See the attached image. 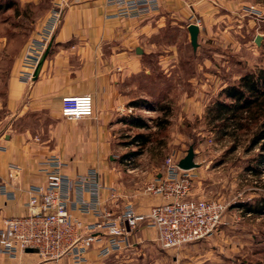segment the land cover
<instances>
[{"label": "rangeland", "instance_id": "obj_1", "mask_svg": "<svg viewBox=\"0 0 264 264\" xmlns=\"http://www.w3.org/2000/svg\"><path fill=\"white\" fill-rule=\"evenodd\" d=\"M6 3H11L12 7L0 11V119L10 124L13 114L7 109V92L14 64L21 58L19 79L22 82V58L28 45L40 40L43 30L49 26L46 22H49L50 14L54 10L60 11L59 20L52 22L50 17L52 32L45 42L43 55L50 42L53 44L52 37L65 11L76 1L0 0V5ZM244 3L246 5L240 9L242 13L249 16L243 11L249 6L264 13V0H245ZM104 4L108 10L113 9V17L116 8L108 6V0H104ZM156 12L129 19L113 17L118 21L136 22L137 26H133L131 32L127 31L123 39L132 56L140 60V65L127 77L118 75L121 106L114 107L110 116L107 115L102 138L106 132L108 134L103 145L76 146L86 157L73 163L82 166L74 171L75 174L68 175L64 168L72 162L65 160L62 172L75 177L94 169L104 188L101 196L103 193L107 196L105 206L109 208L116 203L122 209L131 204L137 212L136 201L153 197L145 189L164 172L166 160L172 157L179 162L192 147L194 162L199 165L191 172L193 197L218 199L226 205L217 231L202 242L174 250L165 251L157 243H150L128 258L126 264H264V166L258 169V175L247 171L248 166L256 164L251 160L258 153V147L250 152L247 148L252 133L264 119V113L257 112L255 122L245 119L242 122L244 129L228 136L216 131L205 117L207 108L218 99L220 88L236 84L246 73L264 69V15L258 19L248 18L254 25L246 31L237 29L238 22L229 13L227 17L221 14L224 21L220 24L228 31L223 35L215 29L202 33L194 51L185 29L186 23L181 21L178 25L179 19L166 18L161 28L152 30L150 27L146 31L148 23L152 26L159 19ZM192 19L196 24L201 21V18ZM256 36L262 38L259 46L255 44ZM120 44L117 41L118 53L124 46L120 47ZM137 48L142 54H136ZM101 50L108 52V48ZM49 57L50 51L44 63ZM123 70L122 66L116 67L117 72ZM25 85L28 88L32 83ZM24 99L27 100L28 96ZM136 100L144 102L137 107L129 105ZM59 116L50 120L45 114L28 113L19 118L14 116L13 121L15 130L29 131L35 135L38 144L48 143L51 149L58 147L64 153L67 147L75 145L66 142L71 137L67 139L59 135L70 133L69 128L73 125L68 123L66 126L63 122L69 120L61 113ZM138 118L146 123L145 128H137ZM139 133L149 136V143L140 148L132 144L133 137ZM53 136L54 140H49ZM49 156L65 162L59 152H52ZM118 211L115 213L119 214ZM85 220H91V217Z\"/></svg>", "mask_w": 264, "mask_h": 264}, {"label": "crops", "instance_id": "obj_2", "mask_svg": "<svg viewBox=\"0 0 264 264\" xmlns=\"http://www.w3.org/2000/svg\"><path fill=\"white\" fill-rule=\"evenodd\" d=\"M75 1L76 3L65 11L62 22L52 37L50 57L43 64L36 82H32V85L28 87H31L30 90L19 79L21 58L14 64L8 80L7 109L13 114L11 116L13 120L14 116L19 118L20 115L28 113L45 114L52 120L54 117L60 118L62 97L89 95L94 101L95 117L63 122L66 126L68 123L73 126L69 128L70 133L66 135L62 132L59 136L67 139L71 137L66 142L75 145L67 147L63 150L64 153L60 152L58 147L51 149L48 143L38 144L39 141L34 139L35 135L32 136L29 131L15 130V121L12 120L8 124L0 119V146L4 149L0 151V178L6 181L11 164L21 169L19 179L13 181L17 189L15 198L8 200L0 195V228L4 219L27 214L25 189L29 186L45 184V177L40 172V163L52 152H59L63 161L72 162L64 168V173L73 175L74 171L82 166H77L73 162L83 161L86 157L76 146L103 145L102 142L108 134L106 132L105 137L102 138L103 130L106 129L105 123L108 120L107 115L110 116L114 107L121 106V99H118L120 98L118 97L120 96L118 95V75L127 77V74H133L132 69L137 70L140 65V60L132 56L123 39L127 31L131 32L132 27L137 26L136 22L115 20L112 17L113 9L108 10L104 0ZM244 2L245 0H159V9L155 13L159 19L156 18V23L154 22L152 26L148 23L145 29L146 31H149L150 27L152 30L159 29L167 18L179 19L178 25L181 21L185 22V29L191 24L196 25L199 38L202 33L211 32L214 29L222 34L228 31V28L225 29L226 27L220 24L224 21L222 16L227 17L229 13L238 22L236 24L238 30L248 31L254 23L253 20L248 19L251 16L240 11L242 6L246 5ZM193 17L198 20L201 18L200 23L196 24ZM155 25L157 28H153ZM117 41H120V47L124 45L119 53L116 51ZM102 48H108V52L103 53ZM117 66L123 67L122 73L116 71ZM25 96H28L27 100L24 99ZM0 109H2L1 106ZM49 138L54 140V136ZM139 195L142 194L139 193ZM106 197L103 193L102 200L107 201ZM158 203L160 199L152 197L142 198L134 205L137 212L143 214ZM108 207L112 212L121 209L116 203ZM83 221L90 223L93 219ZM131 242V250L108 258L98 257L97 250L92 249L87 255L85 264H126L128 258L136 255L150 243H156L155 232L142 224L132 235ZM0 264H71V262L68 259L46 262L35 252H24L18 253L15 258L0 256Z\"/></svg>", "mask_w": 264, "mask_h": 264}, {"label": "built area", "instance_id": "obj_3", "mask_svg": "<svg viewBox=\"0 0 264 264\" xmlns=\"http://www.w3.org/2000/svg\"><path fill=\"white\" fill-rule=\"evenodd\" d=\"M108 6L116 8L113 17L129 19L157 11L159 0H108ZM243 11L256 19L264 15L254 6ZM59 14L55 10L50 14L43 36L27 47L20 77L25 84L33 81L34 70L52 32L50 25L59 20ZM60 113L69 121L91 119L95 114L94 101L89 95L62 97ZM3 150L0 146V151ZM65 163L54 156L40 163L45 184L25 189L26 215L4 219L0 228V256L15 258L18 253L34 250L46 262L68 259L71 264H85L92 249L102 258L131 250V237L142 224L154 230L156 243L162 250H174L213 236L226 211L221 200L193 197L191 170L179 169L178 161L172 157L166 160L164 172L145 189L160 203L143 214L137 213L131 204L119 214L112 212L102 201L104 188L96 171L69 177L62 172ZM20 171L17 165L9 166L6 181L0 178L1 196L8 200L15 198L17 189L13 181L19 179ZM88 217L94 221L85 223L83 220Z\"/></svg>", "mask_w": 264, "mask_h": 264}, {"label": "trees", "instance_id": "obj_4", "mask_svg": "<svg viewBox=\"0 0 264 264\" xmlns=\"http://www.w3.org/2000/svg\"><path fill=\"white\" fill-rule=\"evenodd\" d=\"M11 7V3L0 5V11ZM142 102L144 100H136L129 102V105L137 107ZM257 112L264 113V69L255 73H246L239 78L236 84L223 87L219 92L218 99L207 108L205 117H207L208 123L213 124L216 131H221L222 135L228 136L244 129L242 122L245 119L255 122ZM259 117L260 115L257 120ZM138 120L140 123L136 125L137 128H145L146 123L139 118ZM252 134L247 152L258 147V153L251 160L256 164H254V167L252 165L248 166L247 171L258 175V169L264 166V119ZM148 143L149 136L145 134H136L132 139V144L139 146V148Z\"/></svg>", "mask_w": 264, "mask_h": 264}, {"label": "water", "instance_id": "obj_5", "mask_svg": "<svg viewBox=\"0 0 264 264\" xmlns=\"http://www.w3.org/2000/svg\"><path fill=\"white\" fill-rule=\"evenodd\" d=\"M187 31L189 34L190 45H191L192 49L195 51L197 49V46H198V43H197L198 32H199L198 27L196 25L191 24L187 27ZM261 39L262 38L260 36H256L255 44L257 46L260 45ZM51 46H52V42H50L47 49L45 50V52L41 56L37 66L34 70V73H33V81H35L38 78V74H39V72L43 66V63H44V61H45V59H46V57L50 51ZM135 52H136V54H142V50L139 48H137ZM198 166L199 165L194 162L193 148L189 147L186 156L178 162V168L183 170V171H190V170L196 169ZM26 252L33 253L32 250H26Z\"/></svg>", "mask_w": 264, "mask_h": 264}]
</instances>
